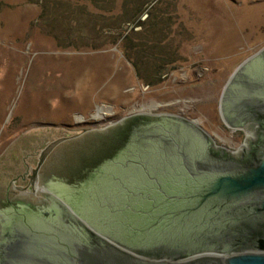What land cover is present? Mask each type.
<instances>
[{
    "label": "water",
    "instance_id": "95a60500",
    "mask_svg": "<svg viewBox=\"0 0 264 264\" xmlns=\"http://www.w3.org/2000/svg\"><path fill=\"white\" fill-rule=\"evenodd\" d=\"M263 54L232 81L241 83L234 104L264 119L262 66L241 77ZM145 117L155 119L136 126L126 148L100 165L81 202L0 216V264H264V141L253 161L241 162L213 154L209 133L180 115H134L93 131ZM85 131L27 130L0 156V185L42 199L49 191L38 177L43 160L83 141Z\"/></svg>",
    "mask_w": 264,
    "mask_h": 264
},
{
    "label": "rangeland",
    "instance_id": "374dc122",
    "mask_svg": "<svg viewBox=\"0 0 264 264\" xmlns=\"http://www.w3.org/2000/svg\"><path fill=\"white\" fill-rule=\"evenodd\" d=\"M262 47L264 0H0V156L35 127L173 111L234 149L221 92Z\"/></svg>",
    "mask_w": 264,
    "mask_h": 264
},
{
    "label": "flooded vegetation",
    "instance_id": "af4514ba",
    "mask_svg": "<svg viewBox=\"0 0 264 264\" xmlns=\"http://www.w3.org/2000/svg\"><path fill=\"white\" fill-rule=\"evenodd\" d=\"M263 49L264 47L239 64L228 78L221 92L220 112L224 124L233 134H241L243 136L240 145L234 149L227 145H218L210 131L194 118L174 111L161 113L180 115L188 121H196L209 133V147L213 154L221 157L230 156L241 162L253 161L259 146L264 141V119L257 112L253 111L252 108L246 107L241 109L234 103L241 89V83L237 82L241 78H238L237 74L243 70L248 60ZM259 66H262L261 69L264 70V54L261 61L253 62L250 67L243 71L241 77L244 78V74L248 73V71H257ZM234 78L237 81L233 83ZM230 84V90L227 92ZM242 86L246 88L247 84H242ZM248 87L250 88L252 85H248ZM225 96L227 97L226 102L228 101V103H225ZM153 119L155 118H132L123 125L111 128L108 131L94 132L93 129H89L85 131V135H82L85 138L83 141L72 140L73 142L71 144H64L58 151H56L57 149L53 150L43 160V167L38 174L39 179L43 181L44 186L50 192L45 193V197L42 196V199L30 200L29 198L26 200L19 198L16 193H13L9 183H7L8 185L6 187L0 185V216L5 214L11 217L14 215L17 216L18 212H22L25 209L36 212L44 211L50 209L52 205H55L56 200L61 201L63 205H65V202L70 203L69 205H75L77 202H81L85 193L84 191L88 190L89 187H94L93 184L90 185L89 181L97 173L100 165L106 160L113 159V157L123 151V148H126L128 144L127 140L132 135L131 133H133V129L136 126L145 124ZM90 131L93 133H90ZM89 134H93L94 136L88 137ZM102 134H110V136L105 138L104 135L101 136ZM27 155L25 156L26 158H23L25 160L24 163H26L25 167L29 166ZM18 179L22 181L27 180L28 176L21 174L18 176Z\"/></svg>",
    "mask_w": 264,
    "mask_h": 264
},
{
    "label": "trees",
    "instance_id": "16d2710c",
    "mask_svg": "<svg viewBox=\"0 0 264 264\" xmlns=\"http://www.w3.org/2000/svg\"><path fill=\"white\" fill-rule=\"evenodd\" d=\"M110 134H111V133H110ZM110 134H102L101 136H103V135H104V136H105V138H106V137H109V136H110Z\"/></svg>",
    "mask_w": 264,
    "mask_h": 264
},
{
    "label": "bare ground",
    "instance_id": "6f19581e",
    "mask_svg": "<svg viewBox=\"0 0 264 264\" xmlns=\"http://www.w3.org/2000/svg\"><path fill=\"white\" fill-rule=\"evenodd\" d=\"M98 114H99V115H102V114H104V113H103L102 111H100V112H98ZM105 114H106V113H105Z\"/></svg>",
    "mask_w": 264,
    "mask_h": 264
}]
</instances>
